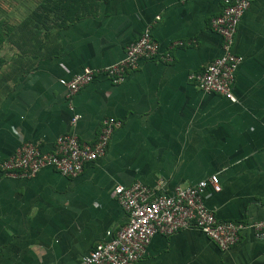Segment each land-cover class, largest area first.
<instances>
[{"label":"crops","instance_id":"crops-1","mask_svg":"<svg viewBox=\"0 0 264 264\" xmlns=\"http://www.w3.org/2000/svg\"><path fill=\"white\" fill-rule=\"evenodd\" d=\"M250 1L235 38L243 62L231 102L189 79L223 53L211 27L220 0H12L28 8L15 18L16 43L5 48L29 54L0 78V164L24 143L50 151L73 132L93 144L104 119L121 126L105 156L78 177L45 168L22 179L0 170V264H76L126 224L114 189L135 182H164L169 194L218 175L222 191L204 201L216 218L264 221V0ZM148 29L164 50L173 41L188 45L174 50L172 63L142 62L121 84L97 77L73 97L81 119L72 126L60 80L121 61ZM136 264H264V235L247 228L221 251L199 230L157 234Z\"/></svg>","mask_w":264,"mask_h":264},{"label":"built area","instance_id":"built-area-1","mask_svg":"<svg viewBox=\"0 0 264 264\" xmlns=\"http://www.w3.org/2000/svg\"><path fill=\"white\" fill-rule=\"evenodd\" d=\"M220 1L222 11L211 21V27L222 38L223 53L202 72L191 74L189 79L204 93L217 94L236 102L233 88L243 57L234 51L235 38L251 1ZM185 45L188 44L173 41L164 50L148 29L127 47L121 61L100 69L86 67L71 80L61 79V85L68 91L67 98L73 112L72 126L81 119L71 105L73 97L97 77L105 76L111 83L121 84L142 62L172 63L174 50ZM120 126L121 121L115 118L104 119L99 137L93 144L82 142L73 132L59 136L50 151H43L34 143H24L0 164V170L8 177L22 179L33 178L45 168L53 169L67 178L78 177L87 164L105 156L111 137ZM163 187L164 182H160L157 188H150L142 182H135L130 187L116 186L114 194L126 214V224L115 232L107 231L106 240L99 242L90 254L76 264H136L157 234L171 236L183 230H199L221 251L234 247L247 228L253 229L258 236L264 235V221L250 225L219 221L205 206L208 191H222L218 175H212L191 187L177 186L169 194L162 192Z\"/></svg>","mask_w":264,"mask_h":264},{"label":"rangeland","instance_id":"rangeland-1","mask_svg":"<svg viewBox=\"0 0 264 264\" xmlns=\"http://www.w3.org/2000/svg\"><path fill=\"white\" fill-rule=\"evenodd\" d=\"M22 7V8H21ZM18 6L12 3V0L8 4L1 3L0 0V78L6 73L7 66L19 61V57L24 58L28 55L27 48L19 50L18 52L13 48H5V45H13L16 42L18 30L16 31V25L19 23L15 18H18L19 13L27 12L25 6Z\"/></svg>","mask_w":264,"mask_h":264}]
</instances>
